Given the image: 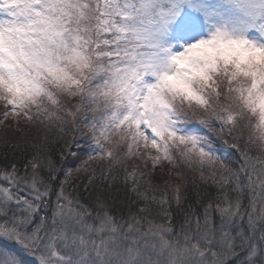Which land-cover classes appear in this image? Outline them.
Masks as SVG:
<instances>
[{
  "label": "snow or ice",
  "instance_id": "1",
  "mask_svg": "<svg viewBox=\"0 0 264 264\" xmlns=\"http://www.w3.org/2000/svg\"><path fill=\"white\" fill-rule=\"evenodd\" d=\"M0 264H264V0H0Z\"/></svg>",
  "mask_w": 264,
  "mask_h": 264
},
{
  "label": "trees",
  "instance_id": "2",
  "mask_svg": "<svg viewBox=\"0 0 264 264\" xmlns=\"http://www.w3.org/2000/svg\"><path fill=\"white\" fill-rule=\"evenodd\" d=\"M0 109L2 110L1 105H0ZM2 136H3V127H2V130L0 131V137H2Z\"/></svg>",
  "mask_w": 264,
  "mask_h": 264
},
{
  "label": "rangeland",
  "instance_id": "3",
  "mask_svg": "<svg viewBox=\"0 0 264 264\" xmlns=\"http://www.w3.org/2000/svg\"><path fill=\"white\" fill-rule=\"evenodd\" d=\"M1 107H2V105H1ZM0 110H1V109H0ZM2 127H3V126H0V131L2 130Z\"/></svg>",
  "mask_w": 264,
  "mask_h": 264
}]
</instances>
